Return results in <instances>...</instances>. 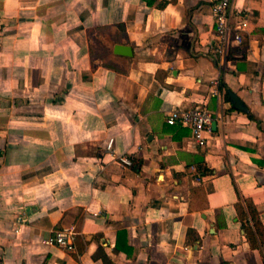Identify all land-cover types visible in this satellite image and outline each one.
<instances>
[{
  "label": "crops",
  "instance_id": "obj_1",
  "mask_svg": "<svg viewBox=\"0 0 264 264\" xmlns=\"http://www.w3.org/2000/svg\"><path fill=\"white\" fill-rule=\"evenodd\" d=\"M216 1L0 0V264H264V0H231L224 63ZM197 103L206 145L167 122Z\"/></svg>",
  "mask_w": 264,
  "mask_h": 264
},
{
  "label": "built area",
  "instance_id": "obj_2",
  "mask_svg": "<svg viewBox=\"0 0 264 264\" xmlns=\"http://www.w3.org/2000/svg\"><path fill=\"white\" fill-rule=\"evenodd\" d=\"M230 4L231 0H217L213 5V15L216 24L215 30L218 41L214 45L212 52L220 63L226 61L229 52V35L233 28L228 19ZM235 40L242 42V35L237 33ZM165 90L169 91L168 89ZM167 122L172 125L179 124L189 127L191 129V136L199 145H206L208 142L206 133L213 132V116L204 103H197L191 107H175L171 109L167 117ZM112 143L113 141L109 143V151L113 150ZM119 159L127 165L133 164L132 159L125 154H119ZM75 234L76 232L72 229L55 230L54 235L47 239L46 242L59 244L62 247L70 249L73 247Z\"/></svg>",
  "mask_w": 264,
  "mask_h": 264
},
{
  "label": "trees",
  "instance_id": "obj_3",
  "mask_svg": "<svg viewBox=\"0 0 264 264\" xmlns=\"http://www.w3.org/2000/svg\"><path fill=\"white\" fill-rule=\"evenodd\" d=\"M237 209L247 239L252 247H259L264 243V226L255 205L249 199L240 198Z\"/></svg>",
  "mask_w": 264,
  "mask_h": 264
},
{
  "label": "water",
  "instance_id": "obj_4",
  "mask_svg": "<svg viewBox=\"0 0 264 264\" xmlns=\"http://www.w3.org/2000/svg\"><path fill=\"white\" fill-rule=\"evenodd\" d=\"M115 53L120 54V55H126V56H132L133 55V49L130 45H122V44H117L114 49ZM231 97L232 100L235 104V107L240 110H248L247 107L242 103L240 98L231 92ZM213 128H216V121L212 122Z\"/></svg>",
  "mask_w": 264,
  "mask_h": 264
}]
</instances>
